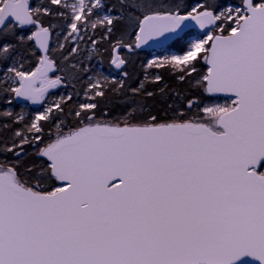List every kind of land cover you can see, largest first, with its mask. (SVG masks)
Instances as JSON below:
<instances>
[{
    "label": "snow or ice",
    "instance_id": "6c2138e0",
    "mask_svg": "<svg viewBox=\"0 0 264 264\" xmlns=\"http://www.w3.org/2000/svg\"><path fill=\"white\" fill-rule=\"evenodd\" d=\"M0 102V264H264V0H0Z\"/></svg>",
    "mask_w": 264,
    "mask_h": 264
},
{
    "label": "trees",
    "instance_id": "16d2710c",
    "mask_svg": "<svg viewBox=\"0 0 264 264\" xmlns=\"http://www.w3.org/2000/svg\"><path fill=\"white\" fill-rule=\"evenodd\" d=\"M233 2H236V0H233ZM172 49H175V48L172 47ZM87 50H88L87 47L83 46V55L81 56V59L84 60V63L86 65L90 64L92 67H94V66L96 67V65H94V63L97 61L96 64H101L104 70H109V71L113 70V68H110L108 65V54L103 51V46L100 49L101 54L100 55H94V57L91 61H87L85 58ZM125 54H127V53H125ZM149 57H150V54L143 52V51H136L134 54L131 55V57H130L131 63L129 64L128 69H127L130 73V76H131V80L129 81L130 83L135 84L137 79L143 80L146 73H148L147 76L149 77V82L147 83V86H148L149 90H157L160 87L166 86L169 93L179 92L182 95H184V94L199 95V93H189V91H188L189 86L187 83L179 82L175 76L171 75L169 72H167L164 69H154L155 72H157L161 76H163V80L159 83H151L150 82L151 78L154 75H152L151 72H149L145 67L147 64V61L149 60ZM79 87H80L79 85H76L77 90H79ZM65 90L67 92L72 91L71 87L65 88ZM57 92L58 91H56L55 93L53 92V97L57 94ZM201 98L204 100V103H208V104H210L215 99H219V98L226 100V98L218 97V96L215 98H211V97H201ZM149 103H151V101H149ZM20 106L21 105L17 104L14 101L13 105L11 107L13 108L14 111L17 112V110H20V108H21ZM5 107H8V106L5 105L3 102H0V109H3ZM121 110L122 109L119 107L115 108L116 112L121 111ZM26 151L31 153L32 151H34V149L27 146Z\"/></svg>",
    "mask_w": 264,
    "mask_h": 264
},
{
    "label": "rangeland",
    "instance_id": "374dc122",
    "mask_svg": "<svg viewBox=\"0 0 264 264\" xmlns=\"http://www.w3.org/2000/svg\"><path fill=\"white\" fill-rule=\"evenodd\" d=\"M192 38H195V36H193ZM87 47V49H89L90 47H91V45H87L86 46ZM176 52V50H166V52H161V53H158V54H154V55H152V58H151V60L153 59H157V58H162V57H164V56H167V55H171V54H173V53H175ZM87 55H88V50H87V53H86V55H85V58H86V60L87 61H89L88 59H87ZM94 57V56H93ZM93 59V58H92ZM91 59V60H92ZM149 61V60H148ZM147 61V62H148ZM97 63V61L94 63V65H96V67H98V68H100L101 70H102V72L105 74V75H107V73L104 71V69H103V67H102V65L101 64H96ZM149 72H151V74L152 75H155L157 72H155V70L154 69H156V68H146ZM148 74V73H147ZM112 76V75H111ZM67 94V91L66 90H61V92L60 93H58L57 95L59 96V95H66ZM58 96H56V98H58ZM225 102V100L224 99H222V98H219V99H215L214 101H212L211 103H224ZM210 103V104H211ZM21 108H20V111H21V109H23V110H25L26 112H24V114L26 115V114H28V113H30L31 112V114H33L34 113V111L36 110V109H34V108H32L29 104H27V105H25V106H20ZM39 109H41V107L39 108ZM42 110V109H41ZM27 116V115H26Z\"/></svg>",
    "mask_w": 264,
    "mask_h": 264
},
{
    "label": "water",
    "instance_id": "95a60500",
    "mask_svg": "<svg viewBox=\"0 0 264 264\" xmlns=\"http://www.w3.org/2000/svg\"><path fill=\"white\" fill-rule=\"evenodd\" d=\"M192 29H198L201 32V30L194 25V22H193V24H192V26L190 28H186L185 29V32L191 31ZM175 39H176V36L175 35H172L170 37V39H168L167 41H163V42H161V41H150L147 45H143L140 49H137V50H139V51H155V50H160L163 47L167 46L169 43H171ZM221 97H223V96H221ZM17 102L18 103H24L26 101L17 100ZM36 106H38V105H36ZM248 264H252V262L249 261Z\"/></svg>",
    "mask_w": 264,
    "mask_h": 264
},
{
    "label": "flooded vegetation",
    "instance_id": "af4514ba",
    "mask_svg": "<svg viewBox=\"0 0 264 264\" xmlns=\"http://www.w3.org/2000/svg\"><path fill=\"white\" fill-rule=\"evenodd\" d=\"M191 32H193L194 34L195 33H201L198 29H192L191 30ZM195 36V35H194ZM175 42V40H173L171 43H169L167 46H165V47H163L161 50H156V51H143V52H146V53H148V54H150V57H149V60H151V58H152V55H154V54H158V53H161V52H166V50H175V49H172V47H171V45L173 44ZM136 51H138V50H136ZM127 55V54H126ZM153 60V59H152ZM147 65V64H146ZM150 74V73H149ZM146 75H147V73H146ZM61 90H65V88H60V89H57V90H50L51 92H56V91H58L57 92V94L58 93H60L61 92ZM57 94L53 97H50V99H56V96H57ZM17 104H20V103H18L17 101H15ZM25 103H27V104H29L32 108H34V107H36V108H39V107H41L40 105H38V106H36V105H31L30 103H28V102H25ZM35 109V108H34ZM12 110H13V108H12ZM17 112H20V110H17ZM24 112H26L25 110H24ZM27 116L26 117H30L32 114H31V112L30 113H28V114H26ZM26 147H27V145H25V150H26Z\"/></svg>",
    "mask_w": 264,
    "mask_h": 264
},
{
    "label": "bare ground",
    "instance_id": "6f19581e",
    "mask_svg": "<svg viewBox=\"0 0 264 264\" xmlns=\"http://www.w3.org/2000/svg\"><path fill=\"white\" fill-rule=\"evenodd\" d=\"M95 67V66H94ZM58 96V95H57Z\"/></svg>",
    "mask_w": 264,
    "mask_h": 264
}]
</instances>
